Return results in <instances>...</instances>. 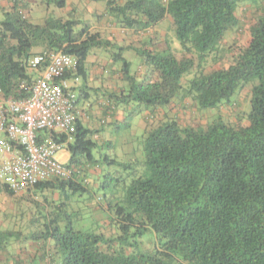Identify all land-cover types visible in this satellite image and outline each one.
Masks as SVG:
<instances>
[{
    "label": "trees",
    "instance_id": "1",
    "mask_svg": "<svg viewBox=\"0 0 264 264\" xmlns=\"http://www.w3.org/2000/svg\"><path fill=\"white\" fill-rule=\"evenodd\" d=\"M52 1L60 8L65 5V0ZM241 1L245 0H108L106 16L122 27L142 31L170 18L184 51L177 57L169 48L161 52L134 48L153 73L152 79L136 80L122 54L124 48L117 46L112 57L121 61L128 90L109 93L111 99L159 108L190 97L197 107L206 109L234 103L236 93L251 85L248 123L216 118L200 128L167 119L148 129L143 138V168H134L129 183L124 180L120 199L107 203L120 229L115 247L103 232L76 228L71 219L76 213L67 211L70 198L88 190L87 167L99 165L91 131L77 118L69 134L38 130V135L49 133L53 140L66 142L69 152L64 164L70 175L38 182L32 189L43 194V203L33 201L43 204V209L38 208L42 228L25 236L42 241L43 249L51 239L50 256L56 264H264V14L251 26L249 43L227 67L181 82L194 67V54L200 65L237 24L235 12ZM26 4L13 0L1 13L0 94L29 96L34 77L26 61L36 47L42 48L40 52L73 55L75 73L62 78L79 77V90L83 89L90 52L115 44L82 19L50 15L33 23L22 13ZM104 158L110 163L108 156ZM102 177L107 181L111 176L103 173ZM2 191L15 195L0 182ZM147 229L156 240L152 251L137 247L136 237ZM16 234L0 230V253ZM129 236H134L131 242ZM127 247L133 251L127 252Z\"/></svg>",
    "mask_w": 264,
    "mask_h": 264
},
{
    "label": "rangeland",
    "instance_id": "2",
    "mask_svg": "<svg viewBox=\"0 0 264 264\" xmlns=\"http://www.w3.org/2000/svg\"><path fill=\"white\" fill-rule=\"evenodd\" d=\"M27 2L22 8V13L33 23H41L48 16H62L67 18L87 20L86 22H95V14H88L89 8L100 11L105 10L108 0H65L63 7H58L52 0H21ZM51 1V2H49ZM117 3H123L124 0H115ZM13 0H0V18L1 13L7 10ZM237 24L230 28L223 36L217 47L209 51L203 60H200L198 65V58L194 54L195 64L193 69L182 78V84L185 79L188 81L200 74H207L213 70L227 67L233 60V57L243 47H245L250 39V28L263 16L264 14V0H245L239 2L236 9ZM112 24V23H110ZM172 20L166 18L163 20L149 36L138 35L137 39L133 41L131 47L138 50H159L169 48L174 55L182 57L184 51L180 43L175 38L172 31ZM111 31V29H109ZM109 31V32H110ZM112 32V31H111ZM140 33V29H136ZM106 33V31L104 32ZM113 33V32H112ZM158 37H163L166 43L162 44ZM159 40L153 44L152 40ZM118 45V44H117ZM120 46V45H118ZM116 45L113 48H108L107 51L100 48L99 53L110 54L113 51H118ZM128 49L123 51V56L130 63V74L136 80L145 78L152 79L153 73L150 66L144 65V57L140 55L136 49ZM41 47L33 49V53L40 52ZM162 50V51H165ZM161 52V51H160ZM190 56L192 54H189ZM95 52L92 50L86 61V66L89 62L94 60ZM113 69L120 68L118 73L122 76L123 84L128 83L124 79L121 69V61L110 58ZM144 66V68H143ZM143 68V69H142ZM35 77L34 72H30ZM115 79L121 81L120 77L116 75ZM251 85L243 86L235 95L234 103L225 104L220 103L217 107L200 109L195 105L192 98L187 97L183 100L176 99L168 107L155 108L134 100H128L125 105L126 109L125 122L122 126L115 129L107 130L101 133V141L94 149L96 158L97 172L90 170L92 173L87 179L88 190L84 194H76L70 198V205L68 213L74 211L71 219L74 221L73 225L76 228L91 230L97 233L103 232L105 236L112 238V246H119L117 236L120 234L118 224L111 212L107 210V203L109 201L119 200L125 183L128 184L133 176L134 168L140 170L143 168V138L148 129L155 127L157 124L167 119H175L180 125H191L194 127L204 128L208 123L216 118H221L225 122L234 123L237 125H246L248 123L247 113L250 109ZM124 93H126V91ZM93 93V92H91ZM105 131V130H104ZM96 156V155H95ZM105 156L110 158V163L105 161ZM69 157L67 149L63 148L56 153V158L61 162H66ZM126 163L124 168L119 164L112 163L113 161ZM135 162V164H134ZM96 163V164H97ZM109 174L107 181L103 180L102 175ZM30 193V194H29ZM23 195V196H22ZM52 196L58 197L57 193H51ZM43 200L42 193L27 192L19 195L10 196L5 192H0V230L10 229L16 231V237H13L11 243H21L26 240L33 239L26 238L30 231H39L42 227L41 213L38 208L43 209V204L37 206L35 202L40 203ZM79 213L78 219L76 215ZM135 230V226L131 228V233ZM128 241H132L134 236H129ZM139 249L143 251H152L156 248V240L153 237V232L145 230L142 235L136 237ZM34 241V240H33ZM10 244L8 248H10ZM49 251L53 250V242L46 244ZM127 252L133 251L126 249ZM22 251H20L21 253Z\"/></svg>",
    "mask_w": 264,
    "mask_h": 264
},
{
    "label": "built area",
    "instance_id": "3",
    "mask_svg": "<svg viewBox=\"0 0 264 264\" xmlns=\"http://www.w3.org/2000/svg\"><path fill=\"white\" fill-rule=\"evenodd\" d=\"M75 65V57L62 51L34 53L26 61L28 70L36 72L29 96L0 97V182L15 195L31 192L38 182L70 175L56 158L66 142L49 133L74 129L77 92L62 77L72 76ZM38 130H47L48 136L36 134Z\"/></svg>",
    "mask_w": 264,
    "mask_h": 264
},
{
    "label": "crops",
    "instance_id": "4",
    "mask_svg": "<svg viewBox=\"0 0 264 264\" xmlns=\"http://www.w3.org/2000/svg\"><path fill=\"white\" fill-rule=\"evenodd\" d=\"M88 14H95L96 16L95 22L89 23L91 25V30L99 31L103 38L110 40L116 46H122L124 50L134 48L131 47V45L133 44L132 42L137 39L138 35L149 36V34L155 28L154 26L147 27L140 33H137L136 29L122 27L116 23L113 17L106 16L104 10L100 11L89 8ZM109 29H111L113 33ZM105 31L106 33H104ZM158 38L162 44L166 43L163 37ZM159 40H152L153 44ZM96 48L104 49V51H110L108 49L109 47ZM162 50L164 49H159L156 51ZM93 51L95 52L94 60L89 62V66H86L85 62L86 80L83 83V89L79 90V86L81 85L80 79L74 81L73 79L69 78L67 80L77 92L76 118L79 122H81L82 125L91 131L90 137L95 141L97 146V144L101 141V133L122 126L126 120L125 115L126 109L128 107L125 105V103L115 102L109 97V93L111 92L123 94L124 91L127 90V85L123 84L122 76H120V73H118L120 68L113 69V67L110 65V58H112L110 54L99 53V50L94 49ZM144 65L147 66L145 62ZM34 73L36 74V72ZM116 75L120 77L121 81L115 79ZM1 95L2 94H0V97ZM95 155V158H98L99 155H97V153ZM62 163L64 164L65 162ZM96 166L97 165L87 167V171L85 173V177L87 179L92 174L90 173V170L92 169L95 170V173L98 174L97 177H99ZM32 193L34 194L41 192H34L32 190L31 194ZM50 241L51 239L47 241V244H49ZM20 242L21 243L15 241V243H11L10 248L7 246V248L0 253V264H56L54 257L50 256L51 251L48 250L49 248L45 246L43 249L42 241L26 240L25 242ZM20 251L22 252L20 253Z\"/></svg>",
    "mask_w": 264,
    "mask_h": 264
}]
</instances>
